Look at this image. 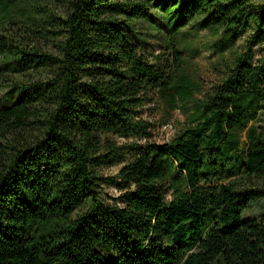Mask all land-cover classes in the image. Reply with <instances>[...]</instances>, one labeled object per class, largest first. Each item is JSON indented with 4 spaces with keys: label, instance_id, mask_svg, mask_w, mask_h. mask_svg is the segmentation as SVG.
<instances>
[{
    "label": "trees",
    "instance_id": "16d2710c",
    "mask_svg": "<svg viewBox=\"0 0 264 264\" xmlns=\"http://www.w3.org/2000/svg\"><path fill=\"white\" fill-rule=\"evenodd\" d=\"M245 28L201 90L187 36ZM1 59L0 264H264V0H0ZM156 97L186 115L162 143Z\"/></svg>",
    "mask_w": 264,
    "mask_h": 264
},
{
    "label": "rangeland",
    "instance_id": "374dc122",
    "mask_svg": "<svg viewBox=\"0 0 264 264\" xmlns=\"http://www.w3.org/2000/svg\"><path fill=\"white\" fill-rule=\"evenodd\" d=\"M57 14L63 11V7L56 3L47 4ZM18 12H28L30 5L19 7ZM251 29L245 28L238 31L233 38L216 37L211 38L208 34L199 30L195 34H189L186 38L187 52L185 58L188 62L186 71L198 82L201 90L206 91L218 79L217 68H221L222 60L229 61L233 54L243 50L245 40ZM40 50H51V43L41 40L37 43ZM3 60H0L2 63ZM13 93L9 85L0 79V105L7 104L13 99ZM142 117L150 124L151 138L155 143H162L178 133L185 124L186 115L180 109L169 110L161 98L156 97L152 103L142 109ZM243 140V136H242ZM121 166V162L111 165L103 170L104 176L116 178V173ZM98 190H101L103 199L113 201L119 192L115 185L108 181H103ZM219 213V210L208 208L201 214V222L206 228L211 219ZM248 215V214H246Z\"/></svg>",
    "mask_w": 264,
    "mask_h": 264
}]
</instances>
